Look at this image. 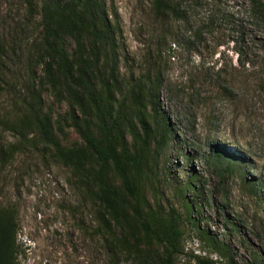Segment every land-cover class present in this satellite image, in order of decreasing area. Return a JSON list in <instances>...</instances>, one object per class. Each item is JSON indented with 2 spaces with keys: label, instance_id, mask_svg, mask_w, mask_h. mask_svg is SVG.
I'll return each mask as SVG.
<instances>
[{
  "label": "rangeland",
  "instance_id": "374dc122",
  "mask_svg": "<svg viewBox=\"0 0 264 264\" xmlns=\"http://www.w3.org/2000/svg\"><path fill=\"white\" fill-rule=\"evenodd\" d=\"M171 6L178 18L161 17L152 0H106L117 31L120 89L158 75L172 130L156 168L132 173L138 199L179 218L183 254L172 264H198L196 257L264 264L263 10L251 0H171ZM38 21L23 0H0V209L16 224L15 262L127 264L99 234L96 202L25 118L22 101L37 94L60 143L80 144L66 101L42 83ZM64 47L71 52L72 41ZM132 205L126 200L130 217ZM126 234L142 254L160 253Z\"/></svg>",
  "mask_w": 264,
  "mask_h": 264
},
{
  "label": "trees",
  "instance_id": "16d2710c",
  "mask_svg": "<svg viewBox=\"0 0 264 264\" xmlns=\"http://www.w3.org/2000/svg\"><path fill=\"white\" fill-rule=\"evenodd\" d=\"M23 2L30 15L39 17L42 83L58 101H66L67 119L80 144L66 147L60 143L50 118L41 115L37 94L22 101L27 122L41 142L52 149L56 161L75 173L85 197L96 202L98 232L113 254L121 251L127 264H172L183 254L179 218L138 199L132 176L156 168L172 134L160 106L159 76L146 75L120 89L117 31L109 19L106 0ZM251 3L264 13V0ZM152 4L161 17L178 18L171 0H152ZM65 39L73 43L71 52L64 47ZM2 56L0 48V66ZM57 130L61 132L59 123ZM109 174L119 181L121 193ZM126 200L133 202L132 217L126 210ZM114 229L122 234L121 240L115 239ZM126 231L133 234V241L139 236L158 247L160 253L142 254L141 249L130 245L132 240ZM15 235L16 224L0 209V264H17L13 254ZM196 260L208 264L206 259Z\"/></svg>",
  "mask_w": 264,
  "mask_h": 264
}]
</instances>
